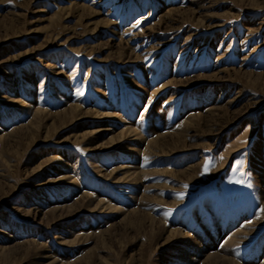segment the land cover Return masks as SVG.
Listing matches in <instances>:
<instances>
[{
    "label": "rangeland",
    "instance_id": "obj_1",
    "mask_svg": "<svg viewBox=\"0 0 264 264\" xmlns=\"http://www.w3.org/2000/svg\"><path fill=\"white\" fill-rule=\"evenodd\" d=\"M263 38L264 0H0V264H264Z\"/></svg>",
    "mask_w": 264,
    "mask_h": 264
},
{
    "label": "bare ground",
    "instance_id": "obj_2",
    "mask_svg": "<svg viewBox=\"0 0 264 264\" xmlns=\"http://www.w3.org/2000/svg\"><path fill=\"white\" fill-rule=\"evenodd\" d=\"M85 4V3H84ZM84 4H80V3H78V2H73L70 6H69V8L70 9H72V10H81L84 14H89L90 15V21H89V23H88V25H93V28H91L90 29V26H86L87 28H85L86 29V31H88V32H93L94 34L99 30V28L100 27H105L106 25H109V24H111L112 22L110 21V20H107V18H105L104 16H101V14H100V11L99 10H96V9H94L93 7H91V6H88V5H84ZM196 7V6H195ZM65 8V7H64ZM64 8H62V10L64 9ZM193 9V8H192ZM44 10V9H43ZM196 10V9H195ZM196 11H198V10H196ZM196 11H191V9H179V8H170V9H168L163 15L164 16H166V17H173L174 19H173V22H175V24H173V22H169V24H168V26L171 28V29H177V28H179L180 26H181V24L182 23H187V22H189L190 24L191 23H193V24H195V25H205L204 23L203 24H198V23H194L193 21H194V19H195V16H196ZM174 13H178V18H175V14ZM215 17V22L212 24V25H210V27L212 26V27H216V26H218L219 24H218V22H217V19L218 18H220V17H223V16H218V15H212V18H214ZM51 19L52 20H55V19H58V16H57V14L56 15H54V16H52L51 17ZM221 19V18H220ZM159 22V21H158ZM177 22H180L181 24L180 25H178V23ZM155 26V25H154ZM164 26H166V25H164ZM252 26V25H251ZM157 27V26H156ZM192 30V29H191ZM195 31V30H194ZM120 35V34H119ZM189 35V34H188ZM212 38V37H211ZM264 39V38H263ZM123 41H124V39H123ZM264 42V41H263ZM125 45V44H124ZM154 46V45H153ZM118 47L119 48H117V50H114V51H111L112 52V56H113V53H115V54H117V56L119 57V58H121L122 59V57H124L125 55H126V51H125V47L122 45V44H118ZM77 50V49H76ZM80 50V49H79ZM128 51V50H127ZM111 54V53H110ZM128 56L129 57H132V56H134L135 58H138V56L139 55H137L136 53H134L133 51H131V52H129L128 53ZM107 58H111L110 56H108V57H106V59ZM132 60V59H131ZM52 69V68H51ZM221 70V69H220ZM219 71V70H218ZM225 72V71H224ZM56 73V72H55ZM62 73V72H61ZM222 73V72H221ZM208 75V74H207ZM217 75V71H216V73H214L213 75H210V76H206V77H208V79L209 78H212L211 76H216ZM201 77V76H200ZM203 77H205V75L203 76ZM217 78H220V77H217L216 76V80H217ZM185 80V79H184ZM170 81H171V79H170ZM190 81V80H189ZM180 83H182L183 81H179ZM169 83V82H168ZM183 84V83H182ZM180 85V84H179ZM185 85V84H184ZM156 93V92H155ZM154 95V94H153ZM13 100H14V98H12ZM27 104V103H26ZM36 110H37V108H36ZM70 111L72 112V115H74V116H78V118H79V116H90V117H92V118H97V119H101V118H106V117H111L112 115H110V114H107V113H98V112H95V111H84L83 109H81L80 107H79V105L77 106H71L70 107ZM37 114V113H36ZM33 115H35V114H33ZM86 118V117H85ZM91 119V118H90ZM188 121V120H187ZM181 123V122H180ZM99 129V128H98ZM127 130V129H126ZM123 131V135L125 136V134H126V136L130 133H134L135 132V130L134 129H130L129 131ZM136 133H138V132H136ZM161 137H164V139H165V135H160V137L157 139V138H155L154 140H152V141H150L149 142V144L151 145V148H150V145H149V152L150 151H153V149H152V147H159V142H161V141H163V140H160V138ZM84 139V138H83ZM113 140V143L115 142V140H117V139H115V138H113L112 139ZM180 140H182L183 141V139L181 138V136H179V138H178V141H180ZM144 141V140H143ZM147 143V142H146ZM111 144V143H110ZM138 144V143H137ZM144 144V143H143ZM202 145V144H201ZM238 145V144H237ZM138 147V146H137ZM147 147V146H146ZM198 147V146H197ZM185 148V147H184ZM135 149V148H134ZM157 149V148H156ZM234 149V148H233ZM137 150H139V149H137ZM148 151V150H147ZM172 151H174V150H172ZM230 151V150H229ZM143 152V151H142ZM184 152V151H183ZM227 152V151H226ZM148 155V154H147ZM146 155V156H147ZM222 163V162H221ZM220 163V164H221ZM217 166V165H216ZM98 167V166H97ZM100 168V167H99ZM119 169V168H118ZM214 171V170H213ZM98 172V171H97ZM135 173V172H134ZM108 175H109V173H108ZM138 175V174H137ZM113 177V176H112ZM258 177H259V175H258ZM119 180V179H118ZM71 181V180H70ZM70 181H69V183H70ZM116 181V180H115ZM39 185V184H38ZM39 189V188H38ZM263 192V191H262ZM163 201H165V200H163ZM263 205V204H262ZM111 207V206H110ZM262 214V213H261ZM260 216V215H259ZM255 220H257V219H255ZM263 220V219H262ZM256 222V221H255ZM258 224V223H257ZM171 233L172 234H175V235H178L179 234V236L181 235V233H180V231H178V230H171ZM232 239H234V238H232ZM228 241V240H227ZM210 257H213V258H215V259H217V260H220V258H221V256H219L218 254H213V255H211V256H209V258ZM223 259H224V262L225 263H227V262H229L228 264H237L236 262H234L232 259H230V258H228V257H226V256H224V257H222Z\"/></svg>",
    "mask_w": 264,
    "mask_h": 264
},
{
    "label": "snow or ice",
    "instance_id": "obj_3",
    "mask_svg": "<svg viewBox=\"0 0 264 264\" xmlns=\"http://www.w3.org/2000/svg\"><path fill=\"white\" fill-rule=\"evenodd\" d=\"M241 181H236V183H240ZM251 186V185H249ZM262 212H264V208L261 209Z\"/></svg>",
    "mask_w": 264,
    "mask_h": 264
}]
</instances>
